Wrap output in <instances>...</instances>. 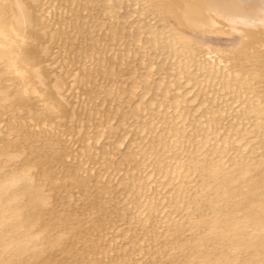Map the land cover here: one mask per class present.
I'll list each match as a JSON object with an SVG mask.
<instances>
[{"label": "bare ground", "instance_id": "bare-ground-1", "mask_svg": "<svg viewBox=\"0 0 264 264\" xmlns=\"http://www.w3.org/2000/svg\"><path fill=\"white\" fill-rule=\"evenodd\" d=\"M69 1V5H66L68 0H0V103H4L3 105L0 104V107H4L5 109H7L8 112H11V114L14 110H21L25 108L27 110L28 115L24 119H22L23 117H21V121L24 122V120L27 119L28 121L33 122L35 124L34 126H31V130L27 131V127H25L24 125L25 123H21L24 126H21L20 124H18V122L14 125V123L18 121L15 118H20L19 115L18 117L14 116V118L11 116L10 113V116L8 114L6 115L7 119L5 121L8 122L6 126L8 129V133L5 134L10 135L9 133L12 131L11 134L14 133V135L16 136L15 138H13V140L16 139L18 135H20L23 140L27 141L28 143L23 141L21 145L27 143L25 144V146L27 145L26 147L28 148L25 149L29 151V155H27L25 159L21 160L19 163H17V166L14 167L13 165L16 164V162L14 163L15 159L18 158V156L20 157L27 151L24 152L25 149L22 150V154L20 148V151L18 150L20 144H17L19 146L16 145L17 142L14 144V141L16 140L5 141V143L3 141L2 143L6 146V149L1 150L0 155L6 156V163L9 161L14 164H9V166L11 167L6 164V167L10 168V172L0 176V264H14L10 262L12 258L18 259L22 257L28 251L34 249L38 244H40L42 242V239L46 240L49 251H51L53 248L60 246V239L63 238V236L62 238L60 237V233L59 235H57V233L56 236H53L56 232H54L52 236H41L44 231L48 230L51 232L52 230L55 231L56 229L53 227V218L55 217H53L52 215L56 212L52 211V213L50 210H44L43 207L48 204L49 199V196L46 191L50 192L49 190H53V192H55L54 194H56L57 191H54L53 181L56 180L54 177L58 175L54 176V174L57 173L52 174L53 171L50 166L51 164H54L53 162L60 161V165L56 164L58 165L57 167H60L62 163L59 158L54 156V154L48 155L45 152V150H47V148L50 146L49 143L51 142V140L48 135L51 133V131L53 130L54 133H60V137L64 136L68 141L71 142V144L77 145L79 147L80 153L83 150L82 155L86 160L81 163L80 170L78 167V165L80 164L79 163L77 164V167L75 166L76 168L73 171L70 170V172H67V168H65L64 172H66L65 174H63L65 177H68V179L75 180L77 183H81V177L79 175L82 172H88L87 174L90 175L89 172H91L93 169L90 166L89 168H85V165H90L91 163H93L91 165H94V163L98 161L97 154L99 152V148L95 145L99 143V139L103 135L107 136L105 135L107 133L109 135L112 131H114V133L116 131V127L113 128L115 130L110 129L112 126L108 124V122L110 121L100 120L102 119V109H100L98 106L91 107L92 104L96 101L98 95L97 93L102 94L103 92L106 93L108 91V96L110 94H113V96L117 95L118 103H120V100H122L121 97L128 94V92H126V86L124 85V87L121 85L119 87H113V77L116 74H114L113 72L115 67H117L115 66L116 61L113 63V60H119L118 63L121 61V63H119V68H122V65H124L123 62L125 61L126 63L127 61L125 59L131 57V59H134V53L132 55V53H122L118 50L119 53L115 52L117 54L116 55L112 52L113 56H111L112 59H110V61L112 60V62L108 63L110 67L108 70L106 69L107 72L110 73L111 77L110 80H107V78H105L106 75L105 77L103 75V71H105V65L107 64V62H109L105 61L107 60V54H105L107 49L105 51H100V43H98V45L97 42L96 44H94L93 42V45L88 43L90 49L87 48L88 46L85 43V35H89V33L91 35V30L88 32L86 29L87 26L84 25V23L83 26H77V22L80 19L82 20V18L80 17L83 15H81L80 12H77L80 11V8H82L81 11H88V6H85L87 3L85 2L86 4H82V2H79V0ZM74 2H79L76 3L77 8L78 4L80 5V3L83 6L80 5L78 9L76 7L73 8ZM91 8L89 11H91ZM152 8L156 16H161L160 18L163 17V20H169L170 18L173 21L172 24L169 26L168 24H166V26L169 27V31L167 36L165 37L164 43L166 42L165 48H167L169 52L174 53L175 55L177 52H179L180 54H178L180 55V58L186 57L188 60L194 59L197 53H202H200V55H202L203 57L202 59L200 58L202 61L198 66V70L199 72H201L202 76L209 74L210 78L206 80V85H209L210 82H213L211 78L214 79L218 74H221L222 82L219 84L220 86H222V89L226 91V93H228V96L233 95L235 93V95L230 96V98L232 99L234 96L236 98L240 97V94H246L245 92L247 91H244V86L248 88L249 81H253V84L258 82L260 84V82H264L262 81L264 80L262 79V77H264V0H155L152 5ZM66 11H68V13H71L70 16L72 18L70 17V19H68V17H65L66 15H63ZM114 19L115 18H113V20ZM86 23L87 22H85V24ZM112 23L113 22L111 21V24ZM166 26H162V29H165ZM115 27L116 26L113 25L110 27V29H114L115 32ZM70 32L72 34L69 36ZM121 34H123V32ZM160 34L164 35L161 31ZM139 38L138 40L140 41ZM138 40L136 39L137 43L139 42ZM96 41H99V39ZM158 42L160 41L158 40ZM129 43L130 41L128 42V44ZM156 43L157 41H155L153 45H155ZM161 44L159 46H161ZM177 46H179L180 48H177L179 50H177L176 52L175 47ZM226 47H229V50L237 49L240 54V56H238L239 58L243 57L244 59L246 58V60L253 59V62L255 63L253 64L254 69L251 68L252 71L250 70L251 72H246V76L244 75L243 77V80L245 79V82H247L245 83L247 85H245L243 81L244 86L243 84H240L243 86V91H234L231 89V84L235 86V89L240 86L239 85L236 88V85L238 84L237 81V84L235 85L234 83L229 84L230 80H237L236 78L240 76L241 69H238L239 66L236 65V68L234 65L232 66V63L230 62V65L232 66V68L230 67V71L228 68H226L228 69L226 74L223 72V70H225V67L227 66V63H229L228 59L224 58L227 55H221L223 52L225 53L226 51H228L225 49ZM86 48L87 50H85ZM195 49L197 53L194 55ZM197 49H199V51ZM89 50L95 51L97 54L94 56L93 53L90 54ZM113 50L115 51L114 47ZM109 51L110 50H108V52ZM218 53H221L220 56H222L223 58L220 57ZM219 63H222V66H220L221 68H219ZM90 66L91 68H89ZM71 67L73 69L70 70ZM224 74L227 76L226 78L223 77ZM104 79L111 82V86L108 87V89L105 88L107 89L106 91H104V85L102 84ZM95 87L97 88L96 94H94L93 90ZM250 88V91H248V94H250V97L248 99H250V101L248 100L249 103H247L249 104L250 110L242 111L244 113H242L241 115L243 117H245L247 113L248 115H253L251 125L254 128V132H256L257 135L260 137L259 134L261 130L259 127H261L262 125L259 124L261 123L262 119H264V98H260L259 95L261 93L258 94V92L254 91L256 89L252 87ZM135 89V86L131 87L130 91L128 90L129 94L134 95ZM148 91L149 90L147 89L146 93H148ZM231 92L234 93L232 94ZM26 95H37L39 98V100H36L37 102L39 101L38 104L34 102V104L26 101L24 102V100L22 101L23 96ZM241 100L244 101L243 99ZM243 106H246V103ZM136 107H134L133 112L131 111L133 113L132 115H134L135 117H137L136 113L141 109L139 108V106L138 108ZM230 107L228 106V110L232 109H229ZM240 110H242V108ZM39 112H44L46 114H49V116L46 117V115L45 117H42L41 114L40 117H42V121L39 122V120L36 118V115L40 114ZM158 113H160V111H158ZM97 115H100L99 118L96 117ZM40 117L38 118L41 119ZM3 119H0V122L3 121ZM93 120H97L98 122L96 121L97 123H93ZM240 120L239 122H242L244 124L246 123L245 126L247 125L248 119L246 122ZM239 122H237L238 125L241 124ZM120 125L121 124H119L118 128H121ZM248 125L250 126L249 123ZM207 126L209 128V125ZM23 127H25L26 129ZM36 127H38L39 129H36L38 131H35ZM96 128H100V132H95L96 134L92 135L93 129ZM106 128L107 130L104 131V129ZM46 129L51 130L48 135H46V131H48ZM176 130L178 131V129ZM214 134L216 133L214 132ZM228 134H230V132ZM231 134V136H234L233 133ZM51 135L53 136V134ZM262 135H264V133H262ZM215 137L216 135L214 136V138ZM225 141H223L222 149L228 147V145L225 147ZM37 142L40 143L38 147L34 145V143ZM181 143L182 142L179 140L177 142V145H181ZM28 144L32 145V147L34 145L36 148L32 149L31 147H29L30 145L28 146ZM108 145L105 144V147H107ZM203 145H205V143H203ZM249 145L250 142L248 143V145L242 148L241 152L247 151L253 154L252 152L254 149H249ZM163 146L161 147L163 148ZM155 147L157 148L158 144H155V146L152 148ZM100 148L103 150L102 151L100 149L102 153L101 158L99 159L100 166H102V169L100 174H98L99 172L97 173L95 188L97 189V184L102 183L104 178L103 174H105V171H108L109 169L111 170V172L107 174L110 175L112 172L113 174L108 177L106 184H104L106 188H111L112 185L115 184L113 183L115 178L113 179L112 175L115 174V176H117L116 173L120 171L125 174L128 171L129 166L128 168L125 166L128 164L126 163L127 160L125 158V165L123 167L121 166V164L124 162V160H122L118 165L119 168L117 169L116 173H114L111 168L112 166L108 165V163L114 164L113 159L110 157L113 155H111L113 149L111 148V150L110 148H104L110 149V151L106 150L104 152L103 147ZM118 148H116L115 146V150H117ZM157 150H159V148ZM156 152L157 151H155L154 156L158 154H156ZM163 152L164 151H162L161 153ZM221 152L223 153V150ZM66 153L60 158L64 159V157H70L71 152L69 151L68 155ZM113 153L114 156H116L115 153L117 152L115 151ZM152 155H150V157H152ZM66 158L64 160H66ZM41 159H43L44 161L40 162ZM106 160H108V163H106ZM137 163L139 162L137 161ZM241 163H238L235 160V162H231L227 170L224 168V171L222 168L223 166L220 167L219 164H212L210 168L208 166L210 164H208L206 168L204 167L203 169V167H185L183 166L184 164L180 162L178 166L176 165L177 167H174V170L172 172V174H174L173 176L178 177L181 186L183 183L185 184V181L188 179V175L195 174L200 176L201 183L198 185V194L196 196V198H200H194L193 201H191V208L194 211L198 210L200 201H203V199L201 198L208 195V193L211 194L209 192L211 189L214 191L212 193L215 194L214 198L216 199L210 202L211 205L209 209L210 212L213 213L212 219L207 222L199 220L197 223L194 224L193 227H195L197 230L204 229V231L207 232L210 237L207 240V245L212 246L213 249L216 247L217 244H223V247L225 248V254L219 255L213 260L207 258H200L199 261L204 264H264V176L260 177L257 180H245L247 174L254 167L250 168L249 164ZM129 164L131 165V162ZM4 165L5 164H3V166ZM53 167L54 166H52V168ZM34 168H37V172L32 171V169ZM71 168L73 169L74 165L73 167L71 166ZM131 168L136 169V166L134 165ZM161 168L160 174H162V176H164L165 178V175L169 174H166V170L163 168V171V169ZM257 168H259L260 171H264V165H257L255 169L258 170ZM55 169L57 170V168ZM59 169L60 168H58V170ZM67 170H69V168ZM258 172L259 171H257V173ZM107 176L105 178H107ZM62 177H60V179H62ZM132 178H134V176ZM137 178L135 176V179ZM38 179H40L42 183L44 182L46 184L42 186V184H36L37 182L34 183L35 181H40ZM133 180H128L131 181V184L129 186H131V188L136 187V190H138V192H141L142 196L145 192L144 188H146V186L144 185L145 183H142V186H140L139 182L138 186V184L135 183L137 180L132 183ZM125 182L126 179L125 181L123 180L120 182L123 188L127 187ZM169 182L172 181L170 180ZM87 184L88 183L83 181L81 187H86ZM243 184H245L244 186H246V191H248L249 194L251 193L252 195H254V193L256 192H261L259 195L257 194L258 196L256 195V199H258L257 203H254V201L249 200V202L244 204H234V207H232V205L231 207H228L227 204L224 208H222V210L215 211L219 201H222V203L223 201L227 202V200L232 197L230 194L233 195V193H230V191H234V188L236 186ZM23 198H26V200L23 201V204H20ZM241 200L243 201V199ZM133 202L134 200L132 199L129 203ZM148 206L149 210L147 211V215L149 219V215L153 213L154 209L152 205ZM163 211L165 210L163 209ZM46 215L51 216V218L53 217V222L44 219ZM55 216H57V214ZM69 218L65 217L64 219H58V221H60V223H64L68 221ZM133 218L139 220L138 216L132 217L131 219ZM69 221H71V219ZM70 223L72 224V222ZM74 224L75 226L73 229H71L70 227L68 229L66 227L68 229L67 231H70L69 233L67 231L66 232L68 234L72 233L75 239L73 241L70 240L69 242L64 243V251L71 247V249H74L73 246L75 244H78L77 242H80V244L82 245L85 242V240L82 238V235L80 237L81 230L79 232H75L80 227L78 225V221H76V223ZM54 225L56 226V224ZM97 225L94 226V230L97 228ZM58 228L59 232L63 231L62 227ZM127 233L128 231L124 232L125 238L121 239L123 242H126V239L128 238ZM112 235L113 234L110 233L107 235L106 238L104 237L103 241L105 242L98 245L99 247L97 251L92 250L89 253L93 257L91 260L94 262V264H113L116 260L117 264H120L121 260H125L123 258H125L126 255L120 260L115 257V259L109 257V254L111 255V252L114 253V249H116L115 251L117 252L121 249V246L118 244L117 241L118 236ZM66 238L68 239V236ZM69 238H71V235H69ZM201 239L203 240V238ZM201 239L199 237L198 239H195V242L193 241L194 244L191 250L194 253H197V251L203 248V243ZM101 246H103V248H100ZM99 248L101 250H99ZM210 249L212 250L211 247ZM79 250L76 249L75 252ZM243 253L248 254V259L246 260L245 257L244 262L241 261L242 263H238L237 259ZM76 255L77 253L74 254V256ZM98 255H101V258H96V256ZM49 256H43L42 258L40 256L38 257L37 255L35 256L31 254L28 258L29 260H31L30 264H53L52 262L54 261H52L53 259L51 260ZM105 258L108 259V261L106 260V263L105 261H103ZM131 259H128V261ZM76 261L77 258L75 262Z\"/></svg>", "mask_w": 264, "mask_h": 264}, {"label": "rangeland", "instance_id": "rangeland-1", "mask_svg": "<svg viewBox=\"0 0 264 264\" xmlns=\"http://www.w3.org/2000/svg\"><path fill=\"white\" fill-rule=\"evenodd\" d=\"M154 1L155 0H79V2H82V4L87 3L88 5L86 4L85 6H88L89 10L91 7L92 8L91 11H81L82 8L79 9L80 11H78L77 13L80 12V14L83 15H80V18H82V20H77V26H83L84 23V25L87 26H85L87 31L89 32L91 30V35L90 33L89 35H85V43L87 46L88 43L93 45V42L94 44H96L97 42V44L100 43V45L98 44L100 51H105L107 49L105 53L107 54V60L105 61L109 62H107L104 69L105 71H103V75L104 77L106 75L105 78H107V80H110L111 77L110 73H108L107 70L110 67L108 63L112 62V60L110 61V59H112L111 56H113L112 54H116L117 52L119 53V51L122 53L129 52L132 53V55L134 53V59H131L132 57L125 59L127 61L126 63L125 61L123 62L124 65H122V68H119V63H121V61L118 63L119 60H113V63L116 61V65H114L117 66L115 67V69L113 66V73H116L113 77V82L114 84L116 82V84H113V87L124 85L126 86L125 88L127 89L126 92H128V94L121 97L122 100H120V103H118L117 95L113 96V94H110L108 96V91L106 93L103 92L102 94L97 93L98 95L96 101L92 104L91 107L98 106L100 109H102V119L100 120L110 121H107L108 124L112 125L110 129L112 130L116 127V131L115 133L114 131H112L109 135L107 133L105 134L107 136L103 135V138L101 137V140L99 139V143H97L98 145H95L99 148V152L97 154L98 161L94 163V165H91L93 163H89L90 165L86 164L87 166L85 165V168H89L90 166L93 169L91 172H89L90 175L87 174L88 172H82L79 175L81 177V183H77L75 180L68 179V177H65L63 174H65L66 171H73L79 163L80 164L78 165V167L80 170L81 163L86 160L82 155L83 150L80 153L79 147L77 145L71 144V142L68 141L66 137H60V133H54L53 130L51 131L46 129L48 130L46 131V135H48L51 131V133L48 135V137H50L51 144L49 143L50 146L47 148V150H45V152L48 155L54 154V156L59 158L62 163L60 167H57L58 165H56L59 164L60 161L53 162L55 165L51 164L50 166L53 171L52 174L57 173L54 174V176L58 175L53 177L56 180L59 179L61 181H53L54 191L57 190L56 194H54L55 192H53V190H49L50 192L46 191L49 199L48 204L43 206L44 210L56 212H52L53 217H55H52L54 222L52 221L51 216L46 215L44 217V219L52 221L53 227L56 229L55 231L52 230L51 232L48 230L44 231L41 236H52V234L56 232L53 236H56L57 233V235H59L60 233V237L62 238L63 236V238L60 239V246L53 248L51 251H49L46 240L42 239V242L40 244H38L34 249L28 251L22 257L18 259L12 258L10 261L11 263L30 264L31 260H29L28 257L32 254L35 256L37 255L38 257L40 256L42 258L43 256L47 257L50 255L49 257L51 258V260L53 259L52 261H54L52 262L53 264H94V262L91 260L93 257L89 253L92 250L97 251L99 247L98 245L105 242L103 241L105 235H108L110 233L113 234L112 236H118L117 241L121 246V249L118 250V252L115 251L116 249H114V253L111 252V255L109 254V257H115L120 260L126 255L125 258H123L125 260H121L120 264H204L199 261L200 258L213 260L217 256L225 254V248L223 247V244H217L213 249L212 246L207 245V240L210 238L207 232L204 231V229L197 230L195 227H193L194 224L199 220L207 222L212 219L213 213H211L209 209L211 205L210 202L216 199L214 198L215 194L212 193L214 191L211 189L209 191L211 194L208 193V195L205 196L206 198H201L203 199V201H200L198 210L194 211L191 208V201H193V199L196 198L198 194L197 188L201 183L200 176L195 174H190L191 176L188 175V179L187 177V180L184 179L186 180L185 184L183 183L181 186L178 177L173 176L174 174H172V172L174 170V167L176 165L178 166L180 162L184 164L183 166L185 167H203V169L204 167L206 168L208 164H210L208 165L209 168L212 166V164H219L220 167L223 166V170L224 168L227 170L231 162L233 163L236 160V162L238 163L243 162L244 164H249L250 168L254 167L247 174L245 180H257L260 177L264 176V171H260L259 168H257L258 170L255 169L257 165H264V135H262V133H264V129H262L264 128V119H262V121L260 120L262 124L259 121V125H262L261 127H259L261 130L259 137L257 133L254 132V128L251 125L253 115H248V113L245 117L241 115L242 113H244L242 111L250 110L249 104H247L250 101V99H248L250 97V94H248V91H250L251 89L250 87L256 89L254 91L258 92V94L261 93L259 95L260 98H264V82H260V84L259 82L253 84V81H249L248 88H246L244 84L247 82H245V79L243 80V77L245 74H247L246 72L252 71L251 68L254 69L253 64L255 63L253 62V59L246 60V58L244 59L243 57L239 58L238 56H240V54L237 49H230V52L229 47H226L225 49L229 52L226 51L222 54L218 53L219 56L220 54L227 55L224 58L228 59L229 62L227 63L228 67H225L226 71L223 70V72L226 74L228 69L230 71L233 65L235 67L236 65L239 66L238 69H241L240 76H238L239 79L237 77V80H234L235 82L230 80L229 84L234 83L235 85L238 83L236 85L237 88L240 84H243L244 81L243 86L244 91H247L245 92L246 94H240V97L243 98H235L234 96L231 99L230 96L235 95V93L231 92L232 94H234L228 96V93H226V91L222 89V86H220L219 84L222 82L221 74H218L214 79L211 78L213 82H210L209 85H206V80L210 78L209 74L202 76L201 72H199L198 70V66L201 63V59L203 57L202 55H200L201 52L197 53L195 49L194 55L196 53L197 54L195 55L194 59L188 60L186 57H181L182 59L180 58V53L177 52V50H179L177 48H180L179 46L175 47V50L177 52H175L176 55L169 52L168 49L165 48L166 42L164 43V41L169 31V27H167L166 24H168L169 26L173 21L170 18L169 20L164 18L166 20L165 21L163 20V17L160 18L161 16L158 17L155 15L152 8ZM79 2H74L73 8H77L76 3ZM69 3L70 1L68 0L66 5H69ZM82 4L80 3V5ZM80 5L78 4V8ZM66 12L63 15H66L65 17H68V19H70L71 13H68V11ZM113 18L115 19L113 20ZM111 21L113 22L112 24L116 26L115 32L114 29H110V27L113 26L111 24ZM85 22L87 23L85 24ZM163 24L167 28L165 27V29H162L164 27ZM159 30L163 32L164 35H161ZM122 32L125 35L121 34ZM71 34L72 33L70 32L69 36ZM121 35L123 36V38ZM137 37H141L139 38L140 41ZM98 39L99 41H96ZM136 39L139 41V44L137 43ZM158 40L160 42H158ZM129 41L130 43L128 44ZM155 41H157L156 44H159L153 45ZM160 44L161 46H159ZM113 47L115 51L113 50ZM87 48H89V46ZM87 48L85 50H87ZM108 50L110 51L108 52ZM197 50L199 51V49ZM89 51L90 54L93 53L94 56L97 54L95 51ZM230 62L232 63V66L230 65ZM220 66H222V63H219V68H221ZM89 68H91V66ZM71 69L73 68L71 67L70 70ZM224 75L223 77L226 78L227 76ZM262 79H264V77H262ZM105 80L106 79H104L102 83L104 85V91H106L108 87L111 86V82L106 80V82H108L106 83ZM133 86L136 87L134 95L129 94L130 88ZM230 86L234 91H243L242 85H240L241 88L240 86L238 87L239 89H235V86H233V84H231ZM147 89L149 90L148 93H146ZM93 90L94 94H96L97 88L95 87ZM245 95H247L248 97ZM36 96L37 95L23 96L22 101L24 100V102L26 101L32 104H38L39 101L37 102L36 100H39V98L38 96L36 98ZM241 99H243L244 101H242ZM244 102L246 103V106H243L245 104ZM0 104L3 105L4 103ZM138 106L141 109L136 113L137 117H135L134 115H132V112L134 107L138 108ZM228 106H231L229 109H232L228 110ZM241 108L242 110H240ZM157 110L160 111V113H158ZM13 112L11 114V112H8L4 107H0V119L4 118V122H0V151L6 149V146L2 144L3 141L5 143V141L13 140V138L16 137L14 133L11 134L12 131L9 133L10 135L5 134L8 133V129L6 127L8 122L5 121L7 119V114L9 115L10 113L13 118L14 116L18 117L19 115L20 118H15L18 121H16V123H14L13 121L12 122L14 123V125L17 124V122L21 126L25 125V127H27V131L31 130V126L35 125L33 122H30L27 119H25L24 122L21 121V117H23L22 119H24L28 115L25 108L21 110H14ZM39 113V115H36V118L39 120V122L42 121V117H45L46 115V117L49 116V114H46L44 112ZM41 114L42 117H40ZM99 116L97 115L96 117L99 118ZM38 117H40L41 119H39ZM239 118L242 119L240 120ZM238 119L243 122H246L248 119L249 122L247 121V125L245 126L246 123L244 124L242 122H239ZM93 121V123H95L97 120ZM237 122L241 123L239 124L240 126ZM21 123L25 124L22 125ZM248 123L251 127L248 125ZM119 124H121L120 126L122 129L118 128ZM207 125H209V128ZM36 129H38V127L35 128V131L39 130ZM96 129H98L99 131ZM96 129H93L92 135L100 132V128ZM176 129H178V131ZM106 130L107 128L104 129V131ZM214 132L216 134H214ZM229 132L230 134H228ZM231 133H233L234 136H231ZM51 134H53V136ZM226 134H228L230 137ZM215 135L216 137L214 138ZM6 136L9 138H7ZM109 136L112 137L110 138ZM53 137H55L56 139ZM61 138L64 139L62 140ZM14 140V144L16 142V145L20 144V146L17 145L19 146L18 150L19 148L21 151L25 148H28L26 147L27 145L25 146V144H27L28 142L23 140L20 135H18ZM179 140L182 142L181 145H177V142ZM23 141L27 143L21 145ZM223 141H225V147L228 145V147H226L225 149H222ZM249 142L250 145L248 147L249 149H254L252 152L253 154L247 151L241 152L242 148L248 145ZM38 143L39 142L34 143V145L38 147L40 145V143ZM203 143H205V145H203ZM105 144L109 145L105 147ZM155 144H158V147L152 148L155 146ZM29 145L30 144H28V146ZM34 145L33 147L32 145H30L29 147H31L32 149L36 148ZM99 146L103 147V149L112 148L113 150H115V146L116 148L119 147L117 149L119 151L115 150L117 152L115 153L116 156H114L113 153L115 151L111 149V155H113L110 157L113 159L114 164H109L108 160H106V163L112 166L111 168L114 173H116L117 169L119 168L118 165L122 160H124V162L121 164L122 167L125 165L126 160V163L128 164L125 166L127 168L129 166L128 171L125 174L120 171L116 173L117 176H115V174L112 175L113 179L115 178V180L113 181V183L115 184H113L111 188H106L105 186L108 177L113 174V172L110 175L107 174L111 172L110 169L108 171H105L106 175L103 174L104 178L102 183L97 184V189L95 188L97 173L99 172L98 174H100L102 169L99 160L101 158L102 152L100 151L101 148ZM161 146H163V148ZM158 148L159 150H157ZM110 149H104V152L106 150L110 151ZM161 150L164 152L161 153ZM222 150L224 154L221 152ZM69 151L71 152V155L69 154L70 157H67L68 159L66 157H64V159L66 158V160L60 158L65 155L66 152V154L68 155ZM155 151H157L156 154H158L154 156ZM24 152L26 154H23L22 151L21 153L23 155L20 154L21 156H18V158L15 159L14 163L16 162V164L9 161L6 163V156L0 155V167H2L0 168V176L10 172L9 167L11 166H9V164H14L13 166L15 167L17 166V163H19L21 160L25 159L27 155H29V151L27 149H25ZM150 155H152L153 158L150 157ZM41 161L43 162L44 160L41 159L40 162ZM137 161L139 163H137ZM130 162L131 165L129 164ZM3 164H5V167L3 166ZM6 164L9 167H6ZM73 165L74 168L72 169L71 166L73 167ZM134 165L136 166V169L131 168ZM52 166L57 168V170L58 168H60L62 171L60 169L57 171L54 167L53 169ZM37 168L32 169V171L37 172ZM65 168H69V170L66 169V171L64 172ZM160 168H164L166 170L165 173L169 175H165L164 178V176L160 174ZM257 171L259 172L257 173ZM59 176H64L62 177L63 180L60 179ZM106 176L107 178H105ZM133 176L134 178H132ZM135 176L136 178H138L135 179ZM125 179V184L127 187L123 188L120 182L123 180L125 181ZM133 179L137 180L138 182H135V180ZM128 180H133L132 183L135 182L136 184L140 182V186H142V183H145L144 185L146 186V188H144L145 192L142 196V193L138 192V190H136V187L131 188V186H129L131 184V181ZM170 180L172 182H169ZM83 181L88 183L86 187H81ZM168 182L170 185L168 184ZM34 183L40 185L42 184V186L46 184L44 182L42 183L41 180L35 181ZM59 183L61 184V186ZM244 185L245 184L238 185L234 188V191H230V193H233V195L230 194L232 197H230L227 202L223 201L222 203V201H219L216 207L217 210L215 209V211L222 210V208H224L227 204L228 207H231V205L232 207H234L239 203H247L249 202V200L257 203L258 199H256V197L261 192H256L254 193V195H252L251 193L249 194L248 191H246V186ZM52 193L55 196H53ZM247 196L250 198H248ZM198 198L200 197H197L196 199ZM132 199L134 200V202L129 203ZM241 199H243V201ZM25 200L26 198H23L20 204H23V201ZM169 201L172 202L170 203ZM169 203L172 205H170ZM148 205H152L154 209L153 213L149 215V219L147 215V211L149 210ZM163 209L165 211H163ZM171 212L175 214L173 215ZM56 214L57 216H55ZM136 216L139 217V220L135 218L131 219L132 217ZM65 217H70L69 220L71 219V221L68 220L69 222L66 221L64 223H60V221H58V219H64ZM76 221H78V225L80 227L75 232H79L81 230L80 237L82 235V238L85 240V242L83 243V245L80 244V242H77L78 244H75L73 246L74 249H71V247L64 251V243H67L70 240L73 241L75 239L72 233L68 234L70 231L67 230L69 229V227L73 229L75 226L74 223H76ZM70 222H72V224ZM54 224H56V226ZM96 225V229L98 230H94V226ZM190 226L192 227V229ZM58 227L63 228V231L65 232L64 233L62 231L63 235L62 232H59ZM125 231H128V238L126 239V242H123L121 239L125 238ZM69 235H71V238H69ZM67 236L68 239L66 238ZM199 237L200 239L203 238V240L201 239L203 248L197 251V253H194L191 249L195 242V239H198ZM103 246H101L100 248H103ZM210 247L212 248V250L210 249ZM100 248L99 250H101ZM76 249L80 250L75 252ZM76 253L77 255L74 256V254ZM97 257L101 258V255L96 256V258ZM76 258L77 261L75 262ZM244 258L247 260L248 254H241L237 259V262H244ZM128 259L131 260L128 261ZM106 260L108 261L107 258H105L103 261H105L106 263ZM116 261L113 264H117Z\"/></svg>", "mask_w": 264, "mask_h": 264}]
</instances>
